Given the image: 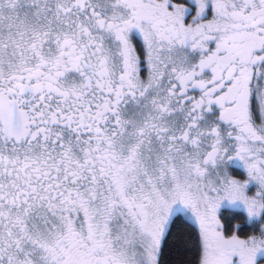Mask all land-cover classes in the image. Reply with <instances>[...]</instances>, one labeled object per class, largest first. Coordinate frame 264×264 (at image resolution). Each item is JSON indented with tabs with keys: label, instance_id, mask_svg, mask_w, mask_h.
Returning a JSON list of instances; mask_svg holds the SVG:
<instances>
[{
	"label": "snow or ice",
	"instance_id": "6c2138e0",
	"mask_svg": "<svg viewBox=\"0 0 264 264\" xmlns=\"http://www.w3.org/2000/svg\"><path fill=\"white\" fill-rule=\"evenodd\" d=\"M225 199L264 212V0H0V264H257Z\"/></svg>",
	"mask_w": 264,
	"mask_h": 264
},
{
	"label": "trees",
	"instance_id": "16d2710c",
	"mask_svg": "<svg viewBox=\"0 0 264 264\" xmlns=\"http://www.w3.org/2000/svg\"><path fill=\"white\" fill-rule=\"evenodd\" d=\"M174 218L184 219L182 215L176 214ZM222 221H224V227L226 234L230 235L233 231H236L241 236H248L254 233L259 232V225L261 222L264 223V212L261 215V220L259 222L249 223L246 219V216L240 212L235 211H223L221 217ZM181 255L186 260L195 261L196 252L194 246H190L189 249H185ZM166 261H173L177 259V253L175 251H166V255L164 257ZM262 259V258H259ZM264 260V257L261 261Z\"/></svg>",
	"mask_w": 264,
	"mask_h": 264
},
{
	"label": "flooded vegetation",
	"instance_id": "af4514ba",
	"mask_svg": "<svg viewBox=\"0 0 264 264\" xmlns=\"http://www.w3.org/2000/svg\"><path fill=\"white\" fill-rule=\"evenodd\" d=\"M137 39H139V37L137 36ZM227 168L229 170V172L233 175H237V176H240L242 178H247V172H246V168L244 167L243 165V162L240 161L238 158H233L231 161H229L227 163ZM258 184L257 182L255 181H250L249 185L247 186V191L252 194V193H255L257 191V188H258ZM227 199H225L224 201L221 202V204H224V202H226ZM183 207V205L180 203V202H177L176 205L173 206L174 210H175V213L173 214L176 215V214H183L180 212V209ZM235 211V212H240L241 211H237V210H233L229 207H227L226 205H221V207L218 209V215L221 217L223 211ZM177 211V212H176ZM263 214V212L261 213V215ZM260 215V216H261ZM263 259V258H262ZM262 259H257V264H260V260Z\"/></svg>",
	"mask_w": 264,
	"mask_h": 264
},
{
	"label": "rangeland",
	"instance_id": "374dc122",
	"mask_svg": "<svg viewBox=\"0 0 264 264\" xmlns=\"http://www.w3.org/2000/svg\"><path fill=\"white\" fill-rule=\"evenodd\" d=\"M182 204V203H181ZM221 205H226L227 207L233 209V210H237V211H241L242 214H244L246 216V219L249 223H256V222H259L261 220V214H259L258 216H253V215H250L249 212L247 211V208L246 206L244 205V203L242 201H229V200H226V202H224V204H221ZM221 207V206H220ZM231 211V210H230ZM177 212V211H176ZM180 212L183 213V214H180L182 215L183 218H186L187 215H188V210L185 208V206H183L181 209H180ZM175 213V210L173 208V214ZM264 228V223L261 222L260 225H259V232H261V229ZM264 257V249H262L260 252H258L257 254V259L259 258H263ZM260 264H264V260L259 262Z\"/></svg>",
	"mask_w": 264,
	"mask_h": 264
}]
</instances>
